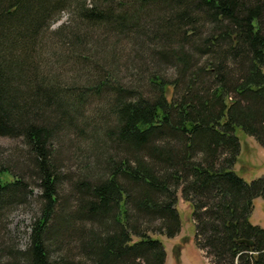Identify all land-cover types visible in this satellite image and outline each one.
<instances>
[{
  "label": "trees",
  "instance_id": "16d2710c",
  "mask_svg": "<svg viewBox=\"0 0 264 264\" xmlns=\"http://www.w3.org/2000/svg\"><path fill=\"white\" fill-rule=\"evenodd\" d=\"M239 130L264 148V0H0V216L38 203L10 264H165L179 192L211 264H264Z\"/></svg>",
  "mask_w": 264,
  "mask_h": 264
},
{
  "label": "rangeland",
  "instance_id": "374dc122",
  "mask_svg": "<svg viewBox=\"0 0 264 264\" xmlns=\"http://www.w3.org/2000/svg\"><path fill=\"white\" fill-rule=\"evenodd\" d=\"M154 9V5H150L145 12ZM69 17L68 11L62 13L61 18L55 22L52 28H55L65 22ZM102 50L107 49L106 44L102 43L99 47ZM124 51V49H122ZM138 66V65H137ZM95 104L92 102L89 108ZM243 143L247 141L251 149L249 152L242 153V158L248 162V165L243 164V159L239 160L235 166V170L243 176L246 180L258 178L264 174V148L260 146L252 137L245 135L241 130L238 132ZM21 140L0 136V147L7 152L14 150L17 147H21ZM245 149V148H243ZM72 156V151L67 152L65 159H69ZM241 158V157H240ZM74 159L68 160L65 163L64 171H73ZM5 179H11L10 175H4ZM36 192V190H35ZM254 211L251 216V221L254 224H259L264 227V199L258 197L254 200ZM177 208L181 220V230L174 237H167L166 235L157 234L155 237L159 238L167 251V257L165 264H211L210 259L207 258L205 252L201 250L195 243V224L192 216V207L189 202L184 201L179 192V200ZM8 214L1 213L0 216V241L4 240L7 243L17 245L19 248H24L29 242V236L31 232V224L33 223L36 215L38 214V203L35 197L31 198V202L24 205L13 206L8 210ZM180 249V258L177 257L175 249ZM0 252V264H10L11 262L7 258H1Z\"/></svg>",
  "mask_w": 264,
  "mask_h": 264
}]
</instances>
